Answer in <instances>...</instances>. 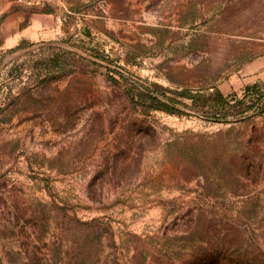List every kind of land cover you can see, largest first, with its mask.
Wrapping results in <instances>:
<instances>
[{
  "label": "rangeland",
  "instance_id": "obj_1",
  "mask_svg": "<svg viewBox=\"0 0 264 264\" xmlns=\"http://www.w3.org/2000/svg\"><path fill=\"white\" fill-rule=\"evenodd\" d=\"M0 264H264V0H0Z\"/></svg>",
  "mask_w": 264,
  "mask_h": 264
},
{
  "label": "trees",
  "instance_id": "obj_2",
  "mask_svg": "<svg viewBox=\"0 0 264 264\" xmlns=\"http://www.w3.org/2000/svg\"><path fill=\"white\" fill-rule=\"evenodd\" d=\"M253 88H255L254 85H252V86H247V87H246V92L251 91ZM212 99H213L216 103H219V102L225 100V95L223 94V92H222L221 90H217V91L213 94Z\"/></svg>",
  "mask_w": 264,
  "mask_h": 264
},
{
  "label": "built area",
  "instance_id": "obj_3",
  "mask_svg": "<svg viewBox=\"0 0 264 264\" xmlns=\"http://www.w3.org/2000/svg\"><path fill=\"white\" fill-rule=\"evenodd\" d=\"M16 3L25 5L27 7H33L44 3L46 0H14Z\"/></svg>",
  "mask_w": 264,
  "mask_h": 264
}]
</instances>
